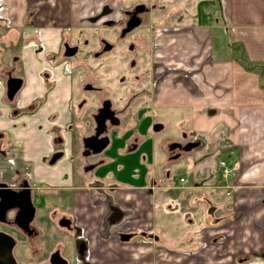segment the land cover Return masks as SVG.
<instances>
[{
  "label": "crops",
  "instance_id": "0c3cea01",
  "mask_svg": "<svg viewBox=\"0 0 264 264\" xmlns=\"http://www.w3.org/2000/svg\"><path fill=\"white\" fill-rule=\"evenodd\" d=\"M204 1L212 2L206 9L210 22L199 25L197 8ZM2 3L9 34L5 41L29 42L22 49L25 86L19 107L27 112L37 100H45L31 114L0 122V128L23 146L38 183L61 190L78 185L74 168L64 164L48 168L42 160L54 150L52 133L61 134L65 154L72 158L78 154L75 147L84 131L76 125L74 86L64 71L66 64L60 65L55 88L45 95L42 74L47 63L45 55H37V45L43 43L53 54L64 42L90 44L89 35L106 23L120 21L123 12L138 5L149 9L146 46L154 82L160 83L149 103L150 114L162 115V125L167 115H177L179 128L189 126L190 131L183 132L201 142L192 154L181 158L187 159L192 177L187 186L184 177L181 187L161 185L149 166L142 179L147 185L132 186L119 176L115 182L105 180L108 188L112 185L117 190L104 196L98 207L93 203L96 193L66 191L63 200L72 203L75 227L88 247L87 263L243 264L246 257L264 255V0ZM132 140L125 143L121 155H137L145 142L139 136L131 151ZM167 143L162 144L165 156ZM102 156L107 164L114 163L115 159ZM222 162L233 170L234 180L223 178ZM119 169L123 172L124 167ZM134 180L139 181L140 175ZM176 190L182 192L181 202L197 208V213L188 209L185 216H178L180 205L174 209L168 195ZM112 199L114 205L109 202ZM116 212L119 218H111ZM256 260L262 261L261 257Z\"/></svg>",
  "mask_w": 264,
  "mask_h": 264
},
{
  "label": "flooded vegetation",
  "instance_id": "af4514ba",
  "mask_svg": "<svg viewBox=\"0 0 264 264\" xmlns=\"http://www.w3.org/2000/svg\"><path fill=\"white\" fill-rule=\"evenodd\" d=\"M2 1L3 0H0V122H9L12 121L11 116L17 117L23 114V110L19 107L18 100L20 93L24 89L25 83L23 74L20 76L17 74L16 70L17 66L22 67L21 49H23V47L19 46V44L21 43L23 46V41H5V39L9 37V34L7 21L5 25L1 15L4 8ZM138 6L123 12L120 21L105 24L112 28L114 26L120 27L121 33L119 40L122 42L139 28L122 37V32L127 29L128 23L136 15L135 9ZM145 8L144 13L137 14V17L141 19V26L144 24L143 17L149 13V9L146 6ZM28 43L29 42H26V44ZM41 45L43 48L42 52H47L43 43H41ZM84 45L88 46L90 44L89 42H83L82 45H76L64 42L60 51L47 54L45 57L42 56L49 69L53 72L51 78L50 74L44 77L45 71L42 74L44 86L46 85L45 79H53V85H51L50 91L55 88L57 72L60 69V65L69 64L72 59L78 57V55L81 54V46ZM99 45V49L92 54L93 60L102 61L105 66L113 64L114 61L112 59L110 62L105 63L108 61V58L104 59V57L117 50V47H115L114 44L111 45L107 43L103 38L99 39ZM127 46V50L124 48L126 52H120L121 60L123 56H133V58L129 60V66L127 68L131 71L139 69L140 72H138L140 75H133V77L131 76L129 79L124 78V76L119 78L116 77L119 91L122 90L121 97L118 96V92L113 95L111 91L108 90V83L105 81L108 77L106 74H94L90 69L87 74H84L82 77L80 75L77 86L80 97H74L73 101L75 119L77 116L78 120L76 125H80L79 129L84 131V134H82L79 140L78 154L72 158L67 157L65 154L66 148L63 137L61 134H58L55 139H52L53 152L42 160L44 165L48 168L54 169L61 164L74 168L73 173L78 180H74V183H76V185L78 184L76 187L61 190L38 183L34 176L33 165L27 163L25 160L23 146L19 142L11 139L6 130L0 128V220L2 219L0 222V233L13 239L15 243L13 256L17 264H23V259L29 261L27 264H51V258L57 253H59L68 264H71L70 260L65 257V253L61 248H56L48 257H43V251L38 249L37 240L40 235L42 236L39 224L43 222L41 217L43 214L41 215L40 212L45 209L48 203L53 207L48 211V218L55 222L60 231L66 232L72 237L74 245V264H89L86 261L88 247L86 243L81 240L80 232L75 227V218L71 211L72 203L64 201L63 195L66 194V191H70L69 193L72 195L76 194L77 191L94 192L96 193L95 196H98L93 201V203H95L94 205L96 207L103 205L102 200L104 196L106 197L107 194L110 196V194H113L117 190L113 188L112 185L108 188L105 179L99 176L98 173L99 170L108 165L107 159L103 158L102 155L114 142L116 131L119 137L121 136V138H123L128 133V126L131 125V123H127V121L131 120V122L134 123L132 128V141L134 144L132 148H130L132 151L135 150V144L138 142V137L140 136L138 134L139 126H137L136 120L134 118L132 119L134 113H138L137 116L140 114L139 117L141 116L143 118L145 124H150V130L152 129L154 133L162 132L165 128L160 121L156 123V117L150 114L151 108L149 107V103L152 102V93L154 92L155 85L153 84V65L150 63L148 64V61L144 65L141 64L140 61H144V58L139 59L141 54L140 49L136 47L135 43H129ZM108 47L110 49L106 50ZM16 48H19V56H13L11 54L12 50ZM73 49H77L76 55L74 57H67L66 54ZM48 58H50V60L61 58L62 63L51 62ZM64 66L65 73L73 78L71 70L67 68L66 65ZM11 80H22L23 82L22 88L13 99L9 97L8 91V83ZM44 93L47 94L46 90ZM140 100L142 101L140 102ZM87 109L88 111L86 112ZM135 109L139 110V112ZM158 125L163 126V129L159 132H155L154 127ZM99 130L105 131L96 138ZM122 130L123 132H121ZM168 140L169 139H167V141ZM167 141L164 143H167ZM197 143L200 147L201 142H198L193 135H188L182 130L177 139L168 142L165 146L168 160L167 164L177 162L181 160L182 157L192 154L194 150L189 152L188 149H190L193 144ZM105 144H107V146L101 153H95ZM172 148H174V150H171ZM165 175H167V177L170 176L169 173ZM55 199L56 202H54ZM109 202L112 204L115 203L114 199ZM4 211L5 215L2 217L1 212ZM111 218L118 219V213L116 212ZM7 230L14 231L15 236L8 234ZM18 248H21V250L20 254L17 255L14 251L18 250ZM83 249H85V252L84 255L81 256ZM260 257L261 260L264 261V255ZM251 259V257L242 259V261H245L243 264H247L246 262Z\"/></svg>",
  "mask_w": 264,
  "mask_h": 264
},
{
  "label": "rangeland",
  "instance_id": "374dc122",
  "mask_svg": "<svg viewBox=\"0 0 264 264\" xmlns=\"http://www.w3.org/2000/svg\"><path fill=\"white\" fill-rule=\"evenodd\" d=\"M147 16L148 15L143 17L144 24L140 26L137 30H135L132 34H130L126 38V40H124L123 42L119 40L120 33H121L119 26H114L113 28L110 26L101 27V28H98V30H96L97 32L95 34L89 35L90 45L81 46V51H82V52L80 51L81 54H79L78 57H76L75 59H72L69 64H66L67 68H69L71 70V73L73 74L72 76L73 84H74L73 96L75 98L80 97V92L77 89L78 82H79V76L81 75L82 77L84 74H87L90 69L94 72V74L95 73L99 75L106 74L108 77H107V80L105 81L106 83H108V88H109L108 90L111 91L113 95L116 94V92H118V96L119 97L122 96V93H121L122 90L119 91L118 82L116 81V77L119 78V77L124 76V78L129 79L131 76L133 77V75L135 76L139 74L140 70L139 69L133 70V71L129 70L127 67L129 66V60H131L133 56H123L121 60L120 52L122 51L124 52L125 51L124 48H126L127 50V47H128L127 45L129 43H135L136 47L137 48L139 47L140 53H141L139 56V59L144 58V61H140L141 64L144 65L147 61H148V64L150 63V60H149L150 51L148 52L149 49L146 46V43L149 42L148 41L149 35L145 28L147 25L146 24ZM27 24H29V20ZM100 38H103L107 43L111 45L114 44V46L117 47V50H115L113 53L108 54L104 57V59L108 58L107 59L108 61H106L105 63L110 62L111 59L114 61L113 64H110L108 66H105L103 64L104 62L102 61L100 62V61L93 60L92 54L99 49L100 47L99 39ZM23 45L25 46H22L21 43L19 44V46L23 48L28 46V44L26 43H23ZM42 49H43L42 45L38 44L37 50H36L37 55L43 56V55L50 54L49 50H47V52L46 51L42 52ZM11 54L13 56H19L20 54L19 48L13 49ZM21 59H22V49H21ZM48 60L51 62L53 61L54 63H62L61 58H58V59L54 58V60H50V58H48ZM16 70H17V74H19L20 76L23 74V67L17 66ZM45 72L46 73L44 77L47 74H50V78L53 76V72L51 69H49L48 66H46ZM52 80L45 79L46 93H49L50 87L51 85H53ZM43 81H44V78H43ZM153 84L156 85V86L154 85V91H155V89L159 87L160 83L156 84L153 81ZM44 100L45 99L37 100V102H35L36 104L34 105V107H31L32 110H29L27 112L23 111L22 113L23 114L33 113L42 105ZM87 111L88 109L86 110V112ZM137 112H139V110H137ZM137 114L138 113H134L133 115L134 117H132V119L134 118L136 120L135 122H137V126H139L138 134L144 139L145 141L144 144L141 145V147L139 148L138 152L136 153L137 155H133V156L121 155L120 150L125 149V146H126L125 143H127L128 140L132 139L133 132H132V128H129L127 130L128 131L127 135L121 138V136L119 137L116 131V135H114V142L112 143L110 149L107 152L105 151L103 153V155L107 156V158L115 159L114 163L108 164L107 167L99 170L98 172L99 176L103 177L105 180L110 179L111 182L113 181L115 182V177L119 176L122 182L129 183L132 186L147 185V183L142 182V179L144 181V178L146 177L145 175L150 172L149 166H152L153 172L156 174L155 176L156 180L159 179L161 182V185L167 188L181 187L182 185L179 183V181L182 177H184L188 181L186 184L187 186L188 183H191L192 181L191 173L187 169V163H188L187 159H183V160L181 159L177 162L167 164L165 161L166 156L163 152V147H162V144L165 141H167V139H177L180 133L182 132L177 122V117H176L177 115L176 116L167 115V120L164 123L165 128L163 129V131L159 133H154L152 129L150 130V124L149 125L145 124L144 123L145 121H143V118L141 116L139 117L140 114L138 116ZM20 117L21 116H17V117L11 116V120L12 121L17 120ZM155 117L157 119L156 123H158L157 121H160V119H162V115L160 116L156 115ZM75 120L77 124L78 122L77 116ZM160 122L163 123L162 121ZM127 123H131V120L130 121L128 120ZM53 130L55 131V128ZM77 131L78 129L75 128L76 133ZM183 131L189 132L190 131L189 126L184 128ZM57 136H58V133L55 132L52 138L55 139ZM75 148H76L75 150L77 151L78 146H76ZM146 155L148 156V159L143 160V157ZM120 166L124 167L123 172H121V170L119 169ZM165 173H169L170 176L167 178ZM137 175H140V180L136 182L134 180V176H137ZM235 178L236 176L231 177L232 180H234ZM168 193H169L168 194L169 199L171 200L170 204L174 207V209H176V207H179L180 205L181 212L179 211L178 216H185L186 213H189V212H186L188 209L192 213L198 212L197 208L193 207L192 209H190L185 205L186 203L181 202L180 200L181 193H182L181 191L179 190H176L174 192L168 191ZM220 194H221V197L224 198L223 195H225V191L221 192ZM227 196H230V194L227 193ZM159 198L160 197H158L157 200H159ZM54 202H56V199L54 200ZM49 204L50 203H48L45 209H43V211L40 212L41 215L43 214L41 216L43 222H40L39 224L42 236L40 235V237L37 240L38 249L43 251V257H48L50 254H52V252L56 248H61L65 253V257L70 260L71 264H74L75 262L73 261L74 245H73L72 237H70V235H68L66 232L60 231V229L56 226L55 222L51 220L50 218H48V215H49L48 211L53 208L52 205H49ZM163 205H164L163 202L160 203V207H161L160 212L163 211ZM158 220L159 219L157 218V222ZM7 232L8 234L15 236L14 231L7 230ZM20 250L21 248H18V250L14 252H16V254L18 255L20 254ZM260 256H261L260 254L259 255L257 254L256 256L255 255L250 256L252 259L247 261L246 263L247 264H264L263 260L262 261L256 260ZM27 263H29V261L23 259V264H27Z\"/></svg>",
  "mask_w": 264,
  "mask_h": 264
},
{
  "label": "water",
  "instance_id": "95a60500",
  "mask_svg": "<svg viewBox=\"0 0 264 264\" xmlns=\"http://www.w3.org/2000/svg\"><path fill=\"white\" fill-rule=\"evenodd\" d=\"M145 6L141 5L136 7V15L130 20V22L127 25V29H125L122 32V37H124L127 33L132 32L133 30L137 29L138 27L141 26V19L137 17V14H141L145 12ZM110 48L108 47L106 50H109ZM77 49H73L71 50V52H68L66 55L67 57H74L76 55ZM23 82L22 80H11L8 83V91H9V97L11 99H13V97L20 91V89L22 88ZM163 129V126L158 125L156 127H154V131L155 132H159ZM105 130H99V132L97 133V136H100L102 133H104ZM97 140V139H96ZM107 146V144L103 145L100 147V149L95 152L97 154L101 153L103 149H105V147ZM199 144H193L191 146L189 150V152L198 149ZM171 150H174V148H172ZM2 217L5 215V211L1 212ZM2 221V219L0 220V222ZM15 243L13 241V239L11 237H8L2 233H0V264H17L14 256H13V249H14ZM85 249L82 250L81 252V256L84 255ZM51 264H68V262L66 260H64L59 253H57L56 255H54L51 258Z\"/></svg>",
  "mask_w": 264,
  "mask_h": 264
},
{
  "label": "trees",
  "instance_id": "16d2710c",
  "mask_svg": "<svg viewBox=\"0 0 264 264\" xmlns=\"http://www.w3.org/2000/svg\"><path fill=\"white\" fill-rule=\"evenodd\" d=\"M211 3L212 2H210V1H204L198 5L197 21H198L199 25H207L210 22L209 17L206 14V9L210 6Z\"/></svg>",
  "mask_w": 264,
  "mask_h": 264
},
{
  "label": "built area",
  "instance_id": "2783aa9c",
  "mask_svg": "<svg viewBox=\"0 0 264 264\" xmlns=\"http://www.w3.org/2000/svg\"><path fill=\"white\" fill-rule=\"evenodd\" d=\"M220 167L223 169V178L229 179V178L234 176L233 170L229 169L225 162H222L220 164ZM179 182H180V184H184L185 180L181 179ZM227 188H229V187H227Z\"/></svg>",
  "mask_w": 264,
  "mask_h": 264
}]
</instances>
